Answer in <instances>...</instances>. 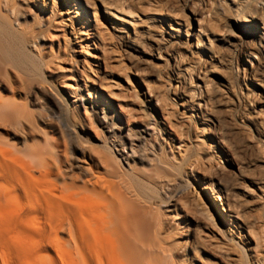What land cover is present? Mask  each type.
<instances>
[{"label": "bare ground", "instance_id": "1", "mask_svg": "<svg viewBox=\"0 0 264 264\" xmlns=\"http://www.w3.org/2000/svg\"><path fill=\"white\" fill-rule=\"evenodd\" d=\"M208 1H210L208 12L211 11L209 14L213 17L211 19L219 15L222 16L221 19L223 18L221 23L224 24V27L221 25L224 28L223 36L218 38L216 29L213 28L214 32L213 29H209L212 31L207 29L208 21L205 14H202L204 11L201 17L195 15L199 25L190 34L191 41L195 40L194 47L203 50L207 55L209 63L207 69L202 62L195 63L191 60L192 53L187 55L176 51L175 54L168 55L170 47L179 44L174 33L168 35L169 37L161 35L158 38L163 47L152 56L161 59L162 51L169 56L165 62H169L166 64L169 65L170 72H175L173 94L177 98L176 102L171 97L172 102H176V105L180 103L183 109L192 112L196 120H201L212 128L216 127L215 121L212 120L214 110L222 114L223 111L226 113L235 111L240 113V118L241 113L248 112L245 120L238 121L239 126L244 127L247 126V122L251 123L256 133L254 139L263 149L264 0ZM54 2L56 6H60L61 0ZM34 6L28 0H0V81L8 82L10 92L9 96H4L3 88L0 89V121L8 117L13 120V124H17L16 122H19L17 118L30 115L31 119L30 116L26 117L27 121L37 126L44 120L56 119L64 127L63 136L67 138L71 152L68 149L70 152L68 158L69 153L63 143L54 137H47L44 145H38L32 152H28L30 155L28 157L33 162L32 165L28 164L32 172H28L29 176L27 173L23 174L22 169L12 170L17 174L12 177L16 179L20 176L19 178L23 179L26 184L25 190L27 187L29 190L32 189L30 196L22 197V209L34 212L36 233L49 243L62 239V234L65 235L66 232V264H173L170 262L172 259L168 261L165 258V262L163 259L161 261L160 256L149 257L141 237L149 228L155 226L153 223L156 221L155 215L158 210L170 211L175 204V198L193 185L188 177L189 173L185 171L189 159L196 155L207 156L210 149L199 140L181 146L180 141L172 136L165 123L159 122L153 114L160 100L149 89H147L149 104L138 110L142 116L133 113L126 124L122 120L125 119L123 112L116 111L112 102L105 104L103 100L94 96H86L85 87L83 88L81 79L77 77L79 69L76 67L79 60L74 43L72 39L66 37L63 47L65 46L67 55L66 58L64 56L60 59L68 61L72 71L70 74L75 79V88L70 91L71 93L59 90L48 75L51 59L45 58L46 43L57 38L49 36L46 32L50 27L52 12L46 9L38 11ZM80 6L91 8L92 3L90 0H83ZM107 7L105 8L108 10L107 13L113 15L109 23L113 35L119 39L124 51L142 57L146 53L144 47L148 44L145 45L144 42L143 48H131L128 45L130 33L128 27L124 25L126 19L117 17L114 12L111 13L112 9ZM118 10L120 12V9ZM213 24L215 27L218 23L215 21ZM62 26V31H65L66 24ZM191 41L188 38L186 43L189 44ZM220 42L225 45L227 56L221 54L218 48ZM97 68L100 70L101 67L98 65ZM255 73L258 74L259 83L252 89L249 83H252ZM21 94L24 95L23 99L19 98L17 101L16 96ZM80 110L91 118V123L93 121L98 127L100 134L97 143L100 150L96 156H89L90 163L87 166L78 164L79 158L76 154L80 150L79 145L83 138H86L78 131L79 123H76L79 122L77 117L80 116ZM214 139L219 145L220 139L215 137L213 141ZM79 140L82 141L78 145ZM86 144L84 146L88 147ZM97 144L94 147H97ZM176 150H181L182 153L179 152L181 155ZM261 163L262 165L258 167L264 175L263 157ZM5 166L9 170L8 164ZM25 169L27 170V167ZM12 171H9V174L10 172L12 174ZM217 178L222 182L223 179ZM28 179H32L35 185ZM210 185L211 197L217 202V209L223 212L229 221L236 223L241 220L240 210L236 209L238 206L235 208V203L232 204L235 210L232 205L230 206L233 200H230L231 203L228 202L229 190L224 187V190H220L213 188V184ZM219 191L226 193L225 196L222 197ZM259 200L264 207V186L261 187ZM155 228H152L153 231ZM3 231L0 232L1 239L4 236L1 235ZM159 235L156 234L155 237ZM160 239L159 244L163 238L161 241ZM2 243L4 244V241ZM258 244L254 243V247L258 248ZM235 246L241 253L239 263L247 264L249 257L247 248L239 243ZM257 264H264V257Z\"/></svg>", "mask_w": 264, "mask_h": 264}, {"label": "rangeland", "instance_id": "2", "mask_svg": "<svg viewBox=\"0 0 264 264\" xmlns=\"http://www.w3.org/2000/svg\"><path fill=\"white\" fill-rule=\"evenodd\" d=\"M28 1L35 5L34 8L38 11L46 9L48 12H52L50 27L46 32L49 36L57 38L46 43L45 58L46 60L51 59L48 75L59 90L64 91V93H71L75 88V79L71 76L72 71L68 61L61 60L67 55L66 48L63 47L66 37L72 39L74 43L79 60L78 67H76L77 70L79 69L77 77L81 79L80 83L83 88L85 87L84 94L86 96H94L96 99L103 100L105 104L112 102L116 111L123 112L125 119L122 118V120L125 123L127 119L130 120L129 116H132L133 113L142 116L138 110L149 104L150 100L147 93V89H149L160 100L153 114L159 122L165 123L166 128L173 137L180 141L181 146H187L193 141L199 140L202 141V145L204 144L206 148L210 149L207 156L196 155L187 162L189 165L185 166V171L189 173L188 177L193 185L175 198V204L170 211L158 210L155 217L160 219L156 217L160 223L155 218V222H158L159 225L155 222L153 225L160 229L152 226L155 228V232L149 228L142 234L141 238L148 256L155 258L160 256L161 261L163 259L165 262V258L168 261L172 259L170 262L173 264H241L239 263L241 256L239 254L241 253L235 246L239 243L247 248L249 256L247 264L259 263L264 257V207L259 200L261 187L264 186V175L258 166L262 165L264 146L262 149L254 139L256 133L251 123L247 122L248 127L244 126L246 129L239 126L238 121L245 120L248 112L241 113L240 118V113L235 111L229 113L223 111L222 114V112L214 110L212 120L215 121L217 128H212L201 120H196L192 112L183 109L180 103L176 105L177 98L173 94L175 72H170L169 65H167L169 62H165L169 58L168 55L178 51L187 55L192 53L190 57L193 62H202L206 69L209 67L206 53L194 47L195 40L192 39L191 41L190 34L199 25L195 15L201 17V13L204 11L202 14H205L208 21L207 29H216L217 31L214 29L209 31H215L217 35L216 33L214 35L218 38L223 36L224 24H221L223 18L221 19L222 16L219 15V18L216 17L218 19H211L213 18L209 14L211 11L208 12L210 1L90 0L91 8H82L80 4L83 3V0H61L60 6H56L54 0ZM102 5L112 9L111 13L114 12L117 17L126 19L125 24H122L128 27L130 33L128 45L131 48L139 49L148 44V47H144L146 53L142 57L124 51L119 39L113 35V30L109 24L113 15L110 12L107 13L108 10ZM112 21L120 23L117 20ZM215 21L218 24L213 27ZM64 24H66V28L65 31H62ZM171 33H174L179 44L170 47L167 52L168 55L162 51L161 59L152 56L157 53L160 47H163V43L159 42L158 38L161 35L169 37L168 35ZM188 38L191 41L189 44L186 43ZM157 45L158 48H156ZM224 46L221 42L218 44L221 54L227 56L228 53ZM60 57L62 58L60 59ZM245 63L247 64V62ZM98 65L101 67L100 70L97 68ZM246 66L245 68H247ZM259 72L257 73L259 74ZM257 73H255L252 83H249L252 89L259 83ZM7 84L6 81L3 83L0 81V89L3 88L4 93L2 94L4 96L10 95ZM23 97L22 94L17 95L16 100L19 101V98L23 99ZM171 97L176 102H172ZM126 107L129 108L126 109ZM79 114L80 116L77 117L79 122H76L79 123L78 131L86 138H83V141H78V145L82 141L83 146L79 145L80 150L76 154L79 158L78 164L87 166L90 163V157L96 156L100 150L99 144H97L100 134L98 127L93 121L91 123V118L84 111L80 110ZM125 114L129 115L125 116ZM238 114L239 116H237ZM252 115L254 118V113ZM29 116H20L17 118L19 120L16 122L17 124H13V120L8 117L2 118L0 121V162H4L3 165L0 163L2 166L0 167V229L4 230V234H1L4 235L3 238L1 239L2 236H0V264H66V232H64L65 235L62 234V239L54 240L51 243L37 235L34 212L22 209V197L24 195L30 196L32 189L29 190L27 187L25 190L26 184H24L23 179H20V176L16 179L12 177L17 176L12 170L18 168L22 169L23 174L32 173L28 164H33V162L28 157L30 156L28 152H32L38 145H44L47 137H54L59 140L67 151L70 149L71 152V147L69 142L67 143V138L63 136L64 131L62 129L64 127L60 121L49 119L50 121L44 120L37 126H33L27 121L26 117ZM29 118L31 119V116ZM61 119L64 121V117ZM26 123H29L30 127ZM209 127L213 130L210 131ZM212 137L220 139L222 146L217 145ZM85 144L88 147L84 146ZM95 144L97 147H94ZM90 150L93 152L91 153ZM67 151L66 154L69 153V158L70 152L67 153ZM176 152L182 153L181 150H176ZM5 164H8L9 170L5 168ZM256 164L258 165L256 166ZM9 171H12V174L11 172L9 174ZM216 176L224 181H219ZM29 181L35 185L32 179ZM210 184H213V188L222 190L224 187L229 190L227 191V194L229 193L228 202L231 203L230 200H233L234 202L232 201L230 206L234 203L235 208L238 206L236 209L237 211L240 210L241 218H239L241 220L236 223L229 221L223 212L217 209V202L212 199L209 190ZM219 192H221L222 197L226 194L222 191ZM21 212L25 213L22 214ZM243 223L245 224L243 225ZM154 233L159 235L158 238L155 237L156 234L154 235ZM159 239L161 244H159ZM254 243L258 244V248L254 247ZM160 245H164L163 248Z\"/></svg>", "mask_w": 264, "mask_h": 264}]
</instances>
